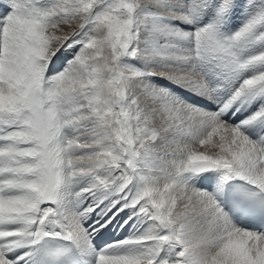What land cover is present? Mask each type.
Listing matches in <instances>:
<instances>
[{"label":"snow or ice","instance_id":"obj_1","mask_svg":"<svg viewBox=\"0 0 264 264\" xmlns=\"http://www.w3.org/2000/svg\"><path fill=\"white\" fill-rule=\"evenodd\" d=\"M0 264H264V0H0Z\"/></svg>","mask_w":264,"mask_h":264}]
</instances>
